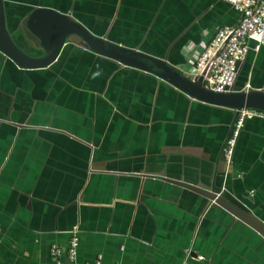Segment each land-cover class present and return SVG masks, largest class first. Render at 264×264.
<instances>
[{
	"label": "crops",
	"instance_id": "1",
	"mask_svg": "<svg viewBox=\"0 0 264 264\" xmlns=\"http://www.w3.org/2000/svg\"><path fill=\"white\" fill-rule=\"evenodd\" d=\"M15 44L35 8L70 16L109 42L188 76L202 48L240 13L225 0H3ZM252 45V43H251ZM99 65L101 74L92 78ZM232 89H264V45ZM235 108L204 102L157 75L66 40L45 67L0 52V264H50L78 229L72 264H264V236L200 192L221 190L264 223V117L244 121L226 165ZM217 195V194H216ZM190 252V258L187 252Z\"/></svg>",
	"mask_w": 264,
	"mask_h": 264
},
{
	"label": "water",
	"instance_id": "2",
	"mask_svg": "<svg viewBox=\"0 0 264 264\" xmlns=\"http://www.w3.org/2000/svg\"><path fill=\"white\" fill-rule=\"evenodd\" d=\"M23 28L27 31V35L35 41L34 46L42 49V55H28L15 44L7 30L3 0H0V52L19 67L39 68L49 65L56 59L62 45L68 39L82 42L89 50L112 58L121 64L151 72L192 98L235 109L249 107L264 111V89L231 88L227 92H214L204 86L200 76H188L162 58L109 42L90 33L70 16L54 9L39 7L31 10L23 20ZM167 179L182 187L200 192L207 197L209 205L222 206L264 236V223L253 213L236 208L220 194L216 195L220 192L218 188L206 190L180 179Z\"/></svg>",
	"mask_w": 264,
	"mask_h": 264
},
{
	"label": "built area",
	"instance_id": "3",
	"mask_svg": "<svg viewBox=\"0 0 264 264\" xmlns=\"http://www.w3.org/2000/svg\"><path fill=\"white\" fill-rule=\"evenodd\" d=\"M240 13L235 26H224L202 48L192 68L194 76H200L205 87L214 92L230 91L249 49L258 50L264 45V0H225ZM252 43V45H251ZM232 130L222 148L226 165L231 163L233 149L244 121L253 116L264 117V111L241 107ZM220 192L217 194L219 195ZM78 229L73 226L67 246L52 244L49 249L50 264H72L78 247ZM187 257H192L187 252ZM99 255L93 264H100Z\"/></svg>",
	"mask_w": 264,
	"mask_h": 264
},
{
	"label": "clouds",
	"instance_id": "4",
	"mask_svg": "<svg viewBox=\"0 0 264 264\" xmlns=\"http://www.w3.org/2000/svg\"><path fill=\"white\" fill-rule=\"evenodd\" d=\"M96 68H97V70L91 73L92 78H95L101 74L99 65H97Z\"/></svg>",
	"mask_w": 264,
	"mask_h": 264
}]
</instances>
